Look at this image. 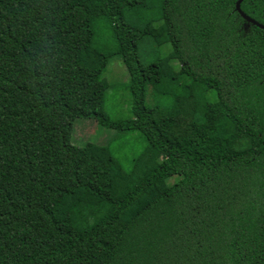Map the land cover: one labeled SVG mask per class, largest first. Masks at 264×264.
<instances>
[{
	"label": "trees",
	"instance_id": "trees-1",
	"mask_svg": "<svg viewBox=\"0 0 264 264\" xmlns=\"http://www.w3.org/2000/svg\"><path fill=\"white\" fill-rule=\"evenodd\" d=\"M238 1L0 0V264H264V30ZM97 20L133 119L104 110ZM78 119L148 145L128 170Z\"/></svg>",
	"mask_w": 264,
	"mask_h": 264
},
{
	"label": "rangeland",
	"instance_id": "rangeland-1",
	"mask_svg": "<svg viewBox=\"0 0 264 264\" xmlns=\"http://www.w3.org/2000/svg\"><path fill=\"white\" fill-rule=\"evenodd\" d=\"M127 21L133 25L134 22L136 23V19L131 14H127ZM93 41L96 48L109 55L117 47L112 29L104 20H97L95 22ZM170 49V44L162 46L158 50V54L164 55ZM103 76L108 85L104 106L106 114L113 121L133 119L129 74L119 55H111ZM150 94L151 92L148 91L149 101L151 99ZM73 143L80 146L87 143L106 145L128 170L132 167V160L141 155L148 145L139 132L118 133L115 130L102 127L94 119L76 120ZM161 189L162 187L159 186L155 188L158 192Z\"/></svg>",
	"mask_w": 264,
	"mask_h": 264
},
{
	"label": "water",
	"instance_id": "water-1",
	"mask_svg": "<svg viewBox=\"0 0 264 264\" xmlns=\"http://www.w3.org/2000/svg\"><path fill=\"white\" fill-rule=\"evenodd\" d=\"M244 0H239L236 4V10L238 11V13L245 19L247 20L248 22L252 23L253 25L261 28L264 30V25L257 22L256 20L250 18L249 16H247L242 10H241V4Z\"/></svg>",
	"mask_w": 264,
	"mask_h": 264
}]
</instances>
